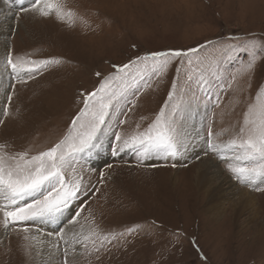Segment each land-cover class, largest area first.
I'll return each instance as SVG.
<instances>
[{
    "label": "rangeland",
    "instance_id": "374dc122",
    "mask_svg": "<svg viewBox=\"0 0 264 264\" xmlns=\"http://www.w3.org/2000/svg\"><path fill=\"white\" fill-rule=\"evenodd\" d=\"M63 2L62 20L54 14L41 17L30 5L14 10L18 26L7 34L9 81L0 115L5 151L35 155L59 143L85 97L115 74L114 66L153 52L188 54L170 60L160 75L153 74L150 60L139 61L126 70L125 79L112 82L110 114L97 133L105 141L77 154L69 169V177L82 180L79 198L53 223L8 228L0 223V264H42L33 246L41 229L55 235L49 264H264V182L241 183L205 142L209 126L214 142H226L248 108L264 104V0ZM9 54L13 61L27 62L19 78L7 64ZM41 60L53 63H34ZM250 61L255 65L251 72ZM37 67L32 77L24 70ZM161 108L175 113L180 138L186 122L197 118L195 154L157 155L150 161L131 150L112 155L118 143L114 132L132 138L148 128ZM206 158L255 195V220L243 214L236 221L228 199L222 200L217 218L206 213L199 191L186 185L198 161ZM78 206L80 215L69 223ZM73 227L81 228L82 235L65 243L60 235Z\"/></svg>",
    "mask_w": 264,
    "mask_h": 264
},
{
    "label": "snow or ice",
    "instance_id": "6c2138e0",
    "mask_svg": "<svg viewBox=\"0 0 264 264\" xmlns=\"http://www.w3.org/2000/svg\"><path fill=\"white\" fill-rule=\"evenodd\" d=\"M20 3L23 4V0ZM29 3L30 10L41 17L54 14L57 20L63 19L66 8L63 0H29ZM196 51L198 49L188 50ZM187 54L181 50L153 52L137 56L122 66H114L115 74L105 77L99 87L85 97L84 107L72 120L67 135L46 151L29 155L27 151H5L6 145H0V223L5 228L10 225L24 226L28 222L36 221L53 223L70 210L79 198L82 180L74 175L69 177V169L74 168L77 154L95 146L97 133L106 123V117L110 114L108 110L112 107L115 96L112 82L125 79L129 75L126 70L136 66L139 61L150 60L153 74L160 75L170 60ZM24 63L27 62L22 58L13 61L10 54L7 57V64L17 73L18 78ZM34 63L46 66L53 61L41 60ZM254 67V63L250 61L247 70L251 72ZM24 70L32 77L39 71V67ZM169 98L171 99V93ZM174 118V112L169 114L161 108L148 128L132 138H124L120 132H114L115 141L118 143L113 146L112 155L131 150L142 159L151 154L175 158L184 144L174 127ZM122 123L124 121H118V125ZM205 142L207 150L223 161L227 170L241 183H254L256 180L264 182V104L250 106L243 114L242 123L226 142H214L211 126ZM80 211L82 208L76 211L75 216L69 217L68 222H75ZM23 230L28 231L27 227ZM64 235L61 233L62 239ZM77 239V234L74 233L73 240Z\"/></svg>",
    "mask_w": 264,
    "mask_h": 264
},
{
    "label": "bare ground",
    "instance_id": "6f19581e",
    "mask_svg": "<svg viewBox=\"0 0 264 264\" xmlns=\"http://www.w3.org/2000/svg\"><path fill=\"white\" fill-rule=\"evenodd\" d=\"M7 1L12 2V5L8 4ZM28 5H30L29 0H23V4L20 3V0H0V115L3 109L5 93L7 92V84L9 81V69L5 66L4 58L9 48L7 34L11 33L13 29L18 26V24L16 25V21L14 19V10ZM20 26L24 27V24L21 23ZM192 117L193 114L189 119ZM196 121L197 118L194 116L193 122H186L184 125L181 135L184 147L181 148L180 153L177 155L178 157L190 156V154L193 155L199 147L197 139L198 134L196 135V131L198 130L197 128H194ZM99 140H101L100 142H104L105 137H99L95 142ZM99 151H101V149H99ZM156 156V154H151L147 160L150 161L157 159ZM191 179L192 180L186 184L187 188H189V185H192V190L195 189L196 191H199L198 195L202 197L201 199L203 201V205L205 206V211L212 219L218 217L221 212V204L224 199L230 200L229 206L231 207V212L236 221H238L240 216L243 214H248L251 221L256 219L255 212L257 204L255 202V195L250 194L245 189L232 183L231 180L221 172L213 160H210L209 158L200 159L197 163L196 171ZM74 233L77 234L79 239L82 235V229L79 227H73V229L71 228L70 230H65V240L69 243L77 242L78 239L77 241L73 240ZM51 234L49 232H42L41 229L38 230L36 236L33 237V246L36 249V252L41 255L42 264H49L55 257V235H53V237ZM3 235L4 232H1L0 238L3 237Z\"/></svg>",
    "mask_w": 264,
    "mask_h": 264
}]
</instances>
